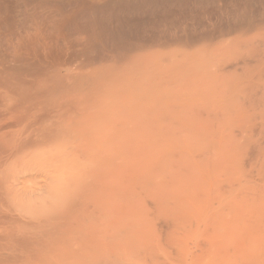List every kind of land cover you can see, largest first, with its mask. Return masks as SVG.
<instances>
[{
    "label": "bare ground",
    "instance_id": "obj_1",
    "mask_svg": "<svg viewBox=\"0 0 264 264\" xmlns=\"http://www.w3.org/2000/svg\"><path fill=\"white\" fill-rule=\"evenodd\" d=\"M180 132L256 169L239 221L198 212L188 228L184 203L206 193L201 179L236 178L232 165L223 180L207 148L176 179L151 177L145 146L168 148ZM235 181L228 190L243 194ZM151 184L173 201L174 217L170 206L157 216L204 238L181 264H264V0H0V264H117L116 249L145 257L149 242L137 246L128 230L132 205L155 197L140 190Z\"/></svg>",
    "mask_w": 264,
    "mask_h": 264
},
{
    "label": "rangeland",
    "instance_id": "obj_2",
    "mask_svg": "<svg viewBox=\"0 0 264 264\" xmlns=\"http://www.w3.org/2000/svg\"><path fill=\"white\" fill-rule=\"evenodd\" d=\"M210 131V130H209ZM213 131H215V130H212V132ZM208 132V131H207ZM211 132V131H210ZM178 136H177V138L176 139H174L173 138V140H171L170 142L168 141V148H166V145L167 144H165L164 143V145H163V143H162V145L160 144V143H158V144H156L155 145V143H152V146H151V144L149 143V142H147V144L149 143V146L147 145V147L145 146V151L147 150V152L149 151V153L147 154V152L145 153V155H148L149 157H151V159H152V161H150L149 163H147V165H148V169H146V170H148V171H153V173H151V177H154V179L155 180H157L156 182L157 183H159V184H161L164 180H166V179H176L177 178V172H178V167L180 166V165H183V166H186V165H189L191 162H189L188 160H191L192 159V157H193V155H194V153H195V155L196 154H198L197 152H201L202 150H207L206 151V155H208V153L209 154H211V153H213L216 157H218L219 158V160H218V168L220 167L221 169H222V167L225 165V171L224 170H220V168H219V172L220 173H222L221 175H223V176H225L226 174H227V171H226V168H230V166H232V168H234L233 170L235 171V169H236V171L235 172H233V171H231V172H233L234 173V175H235V177L237 178V181H235L236 180V178L234 179V180H225V179H227V176L229 175H227V176H225V178H223V180H225V182L223 183V182H221L219 185H220V188L222 189V192H225V190H224V188L223 187H225V189H226V187H227V190H228V187H230V185L232 184L231 182L232 181H235V182H237L236 183V185H240L241 186V188H242V193L243 194H237V192L236 191H230V190H228V192L226 191V193H224V196H223V193L222 194H220L219 193V191L221 190H219V185L218 184H215L216 183V180H217V178H215V177H213V181L212 182H206L205 183V178H202L200 181L201 182H203L204 183V185H205V187H204V191H206V193L205 194H203V192L200 194V196L199 197H195V196H193V195H190V197H192L193 198V202H191L192 201V198L190 199V198H187V200H186V203H184V208H185V210L187 209L188 211H187V213H188V215H187V213H186V217H185V219L187 218V224L189 225L188 226V228H190V230L192 229V227L194 228L195 226H196V224H198V221H197V216L199 215H197V213L198 212H205V214H208L209 215V213L208 212H210V215H216V216H218L219 214H227V215H229V216H234L235 215V212H236V215H235V218L234 219H241V217H243V214H245L247 211H246V208L248 207L247 205H249V207H250V202H249V204H248V202H246V200H244L245 198H250L251 196H252V194L253 193H255L256 192V190H257V188H258V185H259V182H258V179H257V173H256V169L254 168V170H255V174H256V176H255V174H253L252 175V171H254L253 169L251 170V168H253L252 166H251V168H250V165H248V164H243V165H239V164H233V162L234 163H237V162H240L241 161V156H232V155H229V156H232V161H230L231 160V157H228V154H227V152H226V150H225V148L224 147H221V149L220 148H215L214 147V143L216 144V142L214 141H209V140H201V141H199V142H197L196 141V139H193V140H191V135H192V133L191 134H189V135H186V133L185 132H180V133H178L177 134ZM184 137L183 139H182V136ZM185 137H186V139H185ZM187 137H188V139H187ZM239 137H241V136H239ZM238 137V139L240 140L241 138H239ZM180 138V139H179ZM238 139H235V140H237V141H239ZM182 142H180V141ZM188 140H191V141H188ZM179 143H178V142ZM185 141V142H184ZM241 141V140H240ZM176 142V143H175ZM193 142L195 143V144H193ZM167 143V142H166ZM174 145H173V144ZM181 143V144H180ZM187 143V144H186ZM189 143H190V145H189ZM196 143H200L201 145H198V148L196 149V148H194V146L193 145H195V146H197L196 145ZM177 144V145H176ZM179 144V145H178ZM154 145H155V147H154ZM158 145V146H157ZM159 145H161L160 147H161V149H160V147H159ZM183 145V146H182ZM176 146V147H175ZM205 148H204V147ZM150 147H151V150H150ZM174 147V148H173ZM180 147V148H179ZM184 147V148H183ZM188 147V148H187ZM191 147L192 148H194L195 150H191ZM149 148V149H148ZM173 148V149H172ZM207 148V149H206ZM215 148V149H214ZM154 151H153V150ZM164 149V150H163ZM166 149V150H165ZM176 149V150H175ZM181 149H184V150H181ZM186 149H187V152H186ZM199 149V150H198ZM202 149V150H201ZM172 150H174V152L175 151H177V152H175V154L177 155L178 154V152L181 154V158H182V163H181V161H180V159H174L172 156H169L167 159H165V160H163V158L164 157H166L167 156V154L169 153V154H171V151ZM179 150V151H178ZM198 150V151H197ZM201 150V151H200ZM156 151V152H155ZM157 151H159V154H158V152ZM168 151V152H167ZM194 151V152H193ZM183 152H185V153H187V154H191V155H185L186 157H188V158H186L182 153ZM192 152V153H191ZM152 153V155H150ZM155 153V154H154ZM162 153H164V154H162ZM160 154H162V155H160ZM156 155H158V157L161 159V161L163 160L164 162H165V164H166V168L164 169V170H166V171H164V172H167L166 174L167 175H165L164 173V175L165 176H163V174L161 173V174H159V170L162 168L163 169V166L162 165H160V166H157V167H155L156 165H155V162H153V161H155V159H154V157L156 158ZM225 157H224V156ZM154 156V157H153ZM189 156H192L190 159H189ZM224 157V158H223ZM228 159H227V158ZM221 158H223L222 159V162L220 161L221 160ZM188 159V160H187ZM227 159V160H226ZM230 159V160H229ZM161 162V163H164V162ZM191 161H193V159L191 160ZM220 161V162H219ZM227 161H230L231 162V165L229 164L230 162H227ZM225 162H227L228 164H227V166H226V164H225ZM151 163V167L153 166L154 168L152 169V168H150V164ZM153 163V164H152ZM222 163H223V165H222ZM164 164V165H165ZM192 164V163H191ZM147 165L145 166V168H147ZM155 165V166H154ZM221 165V166H220ZM236 166V168H235V166ZM160 167V168H159ZM158 169L157 170V173H156V169ZM150 169H152V170H150ZM147 171V172H148ZM160 172H161V170H160ZM162 172H163V170H162ZM225 172H226V174H225ZM230 172V173H231ZM236 172L238 173V175L236 174ZM252 172V173H251ZM158 174V176H157V179H156V176L155 175H153V174ZM163 176L162 178H161V180H158V178H159V176ZM239 177V178H238ZM255 177V178H254ZM198 179H200V178H198ZM204 179V180H203ZM239 180H240V182H239ZM133 181H135V180H133ZM200 181L198 182V181H196V182H198V184L200 183ZM230 182V184H228ZM235 182H233L234 184H235ZM257 182V183H256ZM203 183H201L200 185L202 186L203 185ZM210 183V184H209ZM226 184H227V186H226ZM257 184V185H256ZM194 185V184H193ZM242 185H243V187H242ZM159 187V189H158V187ZM157 186H155V185H153V184H151V185H149V186H147L146 188H144V189H140L141 191H143V192H146V191H148V190H150V191H152L153 192V194L152 195H155V197H158V198H152V197H150L149 198V196L146 198V197H144L143 199H142V201H140L141 203L143 202V200H146L147 201V203H146V201H144V203H142V204H139V205H145V203L147 204V206H146V208L149 206V209L150 210H152V212L150 213V212H147V214H146V211H148L147 209L146 210H144L143 211V213H144V215L146 216L147 215V217H145V219L144 218H142V219H144V220H146L147 218V220H150V219H153V222H151V223H153V224H150V221L147 223V222H145L144 221V223H138V221L140 222L142 219L139 217L140 215H143L142 214V207L140 206V208H139V205L138 206H136V205H132V209L135 211V212H138V215H136V217H134L135 218V221H134V219H132L131 221H133V222H135L134 223V225H133V227L130 229V230H128V232L130 233V238L132 237V241H133V243H135V244H137V246H140V244H143L144 242H149V243H147L148 245H145L144 247H142L143 249V254H146L145 255V257H141L139 254H138V256H140V258H138V256L137 255H135V254H133L132 256H131V258L128 260V259H124L123 257V259H121V256L120 255H116V254H119V250H115V252H117V253H115V255H114V257L116 256V259L114 260L113 258H111L112 259V261H114L113 263H116L117 262V264L121 261L123 264H127V262L130 264H168V263H170V264H181V262H182V260H183V262L182 263H184L185 262V260L187 259V262L191 259L192 260V257L194 256V253H196V251L195 250H198V248L201 246V241L204 239V238H199V239H197V241L193 238H189L188 236V234L187 233H185L183 230H179L178 229V225H177V223L173 220L172 221V217H174L173 215H172V209H173V201H172V198L171 197H166L165 195H161V191H159L160 190V188L162 187L161 185H157ZM214 186H216L215 187V190H214ZM223 186V187H222ZM218 187V188H217ZM245 187V188H244ZM256 187V188H255ZM192 189H194V186H193V188ZM217 189H218V191H217ZM244 189V190H243ZM200 190H202V189H200ZM207 191L209 192V193H207ZM212 197H211V196ZM161 196H162V198H161ZM160 197V198H159ZM211 197V198H210ZM221 197H223V200H224V202L223 203H219V202H221L222 201V199H221ZM149 198V199H148ZM152 198V199H151ZM148 199V200H147ZM156 199H158V200H156ZM188 199H190V200H188ZM195 199H197V200H195ZM156 200V201H155ZM164 200V201H163ZM167 200V201H166ZM148 201H150L149 203H148ZM188 201H190V203L188 202ZM248 201V200H247ZM160 202H161V204H160ZM163 202V203H162ZM170 202H172L171 204H170ZM159 203V206L156 208V206H157V204ZM188 203V204H187ZM149 204V205H148ZM152 204V205H151ZM153 204H155V205H153ZM187 204V205H186ZM163 205V206H162ZM189 205H190V207H189ZM200 206V207H197V206ZM221 205H222V207H221ZM242 206V207H239V206ZM145 206L143 207V208H145ZM164 206L166 207V208H168L169 206V208H168V211H166L165 213H170V215H172V217L171 216H169L168 214H166V215H162L161 214V212L159 213V215L160 216H157L158 214V212L160 211V208H162L163 210H164ZM185 206H187V207H185ZM193 206H194V208H193ZM196 206V207H195ZM244 206V207H243ZM154 207V208H153ZM160 207V208H159ZM237 207V208H236ZM239 207V208H238ZM246 207V208H245ZM249 207H248V209H249ZM138 208V209H137ZM172 208V209H171ZM191 208H192V210H191ZM234 208H236V209H234ZM157 209H159V210H157ZM169 209H171V210H169ZM242 209V210H241ZM163 210H161V211H163ZM192 212H191V211ZM195 210V211H194ZM198 210V211H197ZM235 210H237V211H239L238 213H237V211H235ZM158 211V212H157ZM157 212V213H156ZM196 212V213H195ZM232 212L234 213V215L232 214ZM240 212H242V213H240ZM244 212V213H243ZM148 213L150 214L149 216L151 217L150 219H149V216H148ZM163 214H165L164 212H162ZM194 215H192V214ZM201 213V214H202ZM212 213V214H211ZM190 214H191V216H190ZM204 213L202 214V215H205ZM240 214V215H242V216H238V215ZM152 215V216H151ZM195 215H197V216H195ZM226 215V216H227ZM246 215V214H245ZM263 215H264V212H263ZM157 216V217H156ZM168 217L167 219L168 220H165V218H163V217ZM220 216V215H219ZM238 216V217H237ZM138 217H139V220H137L138 219ZM142 217V216H141ZM162 217V218H161ZM189 217H191V218H189ZM159 218V219H158ZM170 218H171V220H170ZM183 218H184V216H183ZM141 219V220H140ZM199 219V223L201 222L200 221V218H198ZM239 219L237 220V221H239ZM159 220V221H158ZM170 220V223L168 222ZM161 222V223H158V222ZM171 221L172 222H174V223H172L171 224ZM197 221V222H196ZM189 222V223H188ZM196 223V224H195ZM151 225V227L152 226H157V229H156V227H152V229L151 228H148V230H149V234L148 233H145V234H142V233H135L136 231H138V230H140V229H142V228H144V226H146V225ZM159 224V225H158ZM163 224V225H162ZM174 224H175V226H174ZM161 225H162V228H161ZM161 228V229H160ZM177 228V229H176ZM174 229H176V230H174ZM161 230H163V231H161ZM189 229H188V231H190ZM179 231V232H178ZM182 231H183V233H182ZM228 234H226L227 236L228 235H230L231 237H232V235L234 236V234L233 233H229V232H227ZM119 234H121V233H119ZM121 235H123V234H121ZM225 235V238L227 237ZM189 239H188V238ZM229 237V236H228ZM233 238V237H232ZM202 239V240H201ZM226 239H228V238H226ZM230 239V238H229ZM131 240V239H130ZM190 240V241H189ZM194 240V241H193ZM135 241V242H134ZM198 241H200L199 242V244H197L198 243ZM190 242H192V243H190ZM178 243V244H177ZM194 243V244H193ZM180 245V246H179ZM176 246L177 248H178V250H177V248L174 247ZM182 246V248H179V247H181ZM172 247H173V251H172ZM169 248H170V251H169ZM179 249H182V250H179ZM160 250V251H159ZM165 250H166V252H165ZM152 251H154V252H152ZM176 251H178L177 253L180 255H178L177 253H176ZM179 251H181L180 253H179ZM176 253L175 255H171V253ZM166 253V254H165ZM148 254V255H147ZM168 254V255H167ZM170 254V255H169ZM118 256V257H117ZM144 256V255H143ZM176 256V258L175 259H173L174 257ZM187 256L189 257V258H187ZM133 257V258H132ZM136 257H137V259H136ZM171 257V258H170ZM173 257V258H172ZM177 257H178V259L180 258V261L177 259ZM239 258H241L240 256H238ZM135 258V259H134ZM145 258V259H144ZM170 258V259H169ZM186 258V259H185ZM243 258V257H242ZM118 259V260H117ZM170 261H169V260ZM176 259H177V261H179L178 263H177V261H176ZM244 259V258H243ZM171 260H172V262H171ZM116 261V262H115ZM119 261V262H118ZM169 261V262H168ZM174 261H176V262H174ZM124 262H126V263H124ZM122 263H120V264H122Z\"/></svg>",
    "mask_w": 264,
    "mask_h": 264
}]
</instances>
